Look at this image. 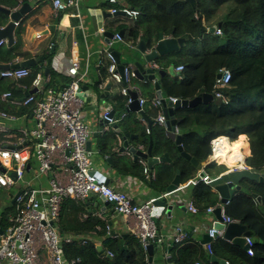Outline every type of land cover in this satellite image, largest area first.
Wrapping results in <instances>:
<instances>
[{"label": "crops", "instance_id": "1", "mask_svg": "<svg viewBox=\"0 0 264 264\" xmlns=\"http://www.w3.org/2000/svg\"><path fill=\"white\" fill-rule=\"evenodd\" d=\"M16 1V8L21 7L23 3H28L30 8L25 15L26 17L28 16L26 19L25 31L20 34V36L16 35V30L13 34L14 43L12 46H17L15 51L18 52V55L7 64L12 65L24 60L25 58L20 56L21 53H26L29 57L45 56V58H50L49 65L45 66V61H42V66L38 63L35 66L40 69V73L38 74L42 77L44 89H52L58 92L72 80V77L67 74L66 70L72 60H77L79 62L77 77L81 78L80 88L84 100L82 115L84 123L91 131L89 138L91 143L89 155L92 159L94 170L103 174L108 179V185L113 187L116 191L127 194L133 203L139 204L151 199L165 198L163 197L165 193H168L166 197L169 196L173 198V219L168 221L164 211L157 217L156 225L158 234L164 237V243L158 246L155 245L156 249L153 250L152 255H149L146 248H143L146 253V260H148L147 264H175L172 261V254L185 244L194 245L199 248L200 254L198 258L201 259L204 264H219L211 260L213 248L211 253H209L205 246L207 242L202 243L203 236L207 234L210 228H213L212 224L216 221V217L213 212H208L207 209L199 205L195 195L198 181L195 184L191 182L197 180V175L201 170H204L209 178L214 179L222 175L228 167L234 165L239 166L243 158H245L246 163V159L250 156V149H248V154L242 153L241 150L247 148V145L243 142L244 140L242 141L239 136L233 140L231 145L230 139L233 138L222 136L225 138L222 140L223 147L228 149V157L226 160L219 159L217 155L218 162H214L211 156L208 155L203 161H198L196 159L199 164L198 166H194L190 161L185 159L190 162L192 166L196 167L195 175L180 181L179 186L182 185L183 188L177 189L174 192H168L167 187L172 182L178 169L174 170V174L171 178L165 175L164 178L158 179V174L171 165L175 166V162H178L177 156L179 155L181 157V155L178 149L171 155L165 149L160 150L156 147L158 142L155 140V137L160 138V135L155 136L156 133L159 134L157 126L164 132L163 134L171 140L168 136V132L171 131V124L170 120H167L168 127L165 129L156 123L157 116L160 112H163V106L161 102L160 106L154 107L150 102L154 98H159L154 89L153 82L147 83L145 86H140L137 80L134 78L132 79L131 87L135 89L133 92H136L137 97L145 99L146 102L140 106L143 114H140L138 111H127V106L130 102L127 101L126 97L120 94V84L112 82L107 71L109 54L107 49L109 47H113L117 51L120 50V47H122L121 49L133 51L134 58L132 60H123L121 56V62H129L131 64L134 60H138L140 55L150 51L151 48H148L146 42L140 38V33L134 41L131 39L132 29L137 24L140 16L135 20L123 15L113 16L110 14L109 11L112 7L118 9L131 7L125 0H116V4L111 3L109 0H81V7L77 13L79 15H76V10L74 8H69L64 11H55L52 3L53 0ZM1 6L10 8L9 5L5 4ZM97 11H99V13H97ZM217 18L218 17H214L205 22L210 26L209 29L213 26L212 23L217 21ZM120 32L122 33L121 40H117L115 34ZM214 32H216V30ZM108 34H112V36L109 37ZM2 40L4 42L0 46L1 48L8 49L12 47L8 46L5 39ZM140 44L145 47L143 52L139 51ZM51 47L52 51H50ZM142 63L144 67H148L145 61H142ZM151 64L154 66L158 65L154 61H152ZM168 67L169 65L165 64V66H159L158 69L165 71L167 76H172L167 72ZM31 68L32 67L29 69L31 70ZM175 74L178 75L177 72H175ZM157 77L161 84V77ZM25 79H27V77L15 81L5 79L9 83H14L16 87L20 89V95H18L15 100H13L12 97L10 99L0 98V103H5L9 107L18 106L6 101H22L26 92L32 91L31 94L35 93L32 82L28 88H26L25 84L21 83V81ZM108 83H111V87L109 90H106V85ZM160 88L163 97L169 100V97H166L163 93L162 84ZM151 92H153L152 98L149 97V95L151 96ZM44 95L38 94L37 98H43ZM101 95L103 96L102 98ZM110 110L118 115L121 111L125 112L123 123L120 124L124 133L135 135L133 138L130 136L128 138L131 145L146 152L151 142V157H161L167 154L170 162H157L153 165L152 169H150L145 159L139 158L134 160L126 151L119 152L122 145L121 135L117 134L109 125H107V127L104 124L100 126V122L103 121L104 112ZM0 123H3V125L5 124L9 128L10 133H14L18 136L22 129H31L35 125L32 113L29 117L27 115L20 117L16 116V120L14 121ZM146 127H151V132H147ZM174 127H177L176 121ZM95 133L96 136H93ZM151 133H153L154 139ZM175 134L181 135L183 140V135L179 131ZM245 138L248 137L245 135ZM13 139L16 140V138ZM171 141L174 146H176L175 142L173 140ZM221 150L222 149H220V151ZM176 153L178 155H176ZM244 154L246 156H243ZM234 155L237 157L230 158ZM30 163L33 166L35 164L32 160ZM178 163L177 165L179 167L181 164L180 162ZM145 167L149 171V177H146L143 171ZM241 172L242 171L229 173L228 179H232L237 183V177ZM26 177L30 179V173H27ZM33 183L35 186L42 185L46 187L48 184V177L45 178L40 176L35 178ZM206 184L211 185L212 192L218 198V202L215 205H209L208 207H213L214 209L216 207H221L222 209L224 205L220 204L219 195L214 191V184L212 182ZM9 194L10 193H7L8 196ZM9 199L10 203L11 197H9ZM96 202L97 199L94 196L85 201L66 199L63 202L58 226L62 236H70L80 240L86 239L89 243H93L97 251L102 254L99 256V258H101L103 254L107 253L106 245L110 241L125 239L131 235L128 234L122 218L114 211L112 206L106 205L104 210L96 208V211H94V204ZM9 203L6 207L10 205ZM103 205L102 203L99 206L103 207ZM189 205H193L198 211H191ZM91 224H94L93 228L88 227L91 226ZM177 227L182 229L185 238L178 243H174L172 238L177 236ZM221 240L225 239H223L222 236L218 237L213 241L212 245L219 244ZM215 257L218 260L221 259L218 256Z\"/></svg>", "mask_w": 264, "mask_h": 264}, {"label": "trees", "instance_id": "2", "mask_svg": "<svg viewBox=\"0 0 264 264\" xmlns=\"http://www.w3.org/2000/svg\"><path fill=\"white\" fill-rule=\"evenodd\" d=\"M125 1L132 8L140 10V19L131 32L132 41L139 33L148 48L154 45L160 33L164 37L184 39L182 47L177 51L156 60L158 66H183L178 75L161 76L164 95L176 99H193L199 93L206 92L213 96L208 103L174 110V119L183 135V149L198 161H203L210 155V141L213 138L226 136L233 138L230 139L233 141L241 137V134L248 137L250 156L246 164L252 171L240 173L236 181L240 189L223 208L225 215L238 219L246 231L250 232L253 254L248 255L241 247L225 240L213 244L212 248L213 255L229 264H264V0H194L193 4L188 0ZM4 4L14 8L17 1L0 0V5ZM226 4H232L230 10L212 23L217 25L220 22L217 28H220L221 34L209 32L210 26L205 22L216 17L219 8ZM5 18L0 12V22ZM23 32L24 27L16 29L17 36ZM16 48L0 47V62H11L18 55ZM20 56L30 58L26 53ZM220 69L230 72V81L226 86L217 88L214 84ZM31 70L27 79L21 81L26 88L40 73L36 66ZM7 91L11 92L13 100L20 95V89L14 83L0 77V94ZM218 91L221 92L219 96L216 95ZM152 96L153 92L149 97ZM0 110L18 117H29L33 105L9 107L0 103ZM157 131L159 134L155 136L160 135V138L155 137L158 142L156 147L174 154L176 146L158 126ZM243 140L246 141L245 138ZM177 157L181 165L178 167V162H175V166L165 168L158 174V179L165 175L171 178L175 169L180 171L181 180L195 175L196 167L179 155ZM195 195L204 209L218 202L211 185L204 181L197 182ZM257 197H260V201ZM6 208L0 215L2 228V216ZM93 225L88 227L93 228ZM106 250L112 253V257L105 253L99 258L102 254L89 241L81 243L80 240H72L63 243L65 259H79L72 264L148 263L145 250L131 236L110 241ZM199 254L198 247L185 244L172 254V261L175 264H193L199 259Z\"/></svg>", "mask_w": 264, "mask_h": 264}, {"label": "built area", "instance_id": "3", "mask_svg": "<svg viewBox=\"0 0 264 264\" xmlns=\"http://www.w3.org/2000/svg\"><path fill=\"white\" fill-rule=\"evenodd\" d=\"M116 4V0H109ZM55 11H64L69 8L76 10V15L81 7V0H53ZM110 14L123 13L128 18L138 19L140 10L132 7L118 9L112 7ZM216 33L221 34L220 28H216ZM117 40L121 36L115 34ZM0 40V46L3 44ZM79 62L72 60L67 67V74L72 80L60 91L52 89L45 90L42 85V77L37 74L32 81L35 93L27 95L22 101H6L11 104L28 106L33 105L32 115L35 125L31 129H22L19 136L10 133L9 128L4 124L0 126V188L15 187L11 192L14 198L13 212L9 215L6 228H0V264H72L79 259L68 261L64 257L63 243L75 239L70 236H62L59 231V218L62 211L63 202L66 199L85 201L92 196L103 197L107 202L112 203L114 211L122 218L129 235L134 237L142 246L150 243L162 245L164 237L158 234L156 222L152 215L153 201L151 199L144 203H133L130 197L116 191L108 184L99 181L93 168V162L87 150L86 144L90 138L91 131L83 121L82 108L84 100L82 98L80 80L77 77ZM183 70L182 65L175 67V72ZM112 82L120 84V94L126 97L128 102H132L130 92L134 91L131 81L134 76L129 67H124L121 74L117 69L115 59L108 54V66ZM31 73L29 68L19 67L15 69L0 70V76L5 79L19 80L28 77ZM219 76L215 79L214 86L224 87L230 81V72L226 69L219 70ZM220 91L216 95H220ZM44 95L38 99L37 95ZM11 92H4L1 99H10ZM138 98V97H137ZM172 104L176 98L170 97ZM146 102L143 98H138V103L142 106ZM154 107L161 105L160 98L151 101ZM173 109L174 106L172 105ZM109 111L103 114L106 127L110 123L120 122L124 114L118 119L108 116ZM16 116L0 110V122L14 121ZM156 123L163 128L168 127L167 119L163 112L157 116ZM149 132V127H146ZM179 130L174 127V132ZM13 138H16L14 140ZM222 136H217L210 141V156L214 162H218L217 154L223 148ZM35 162L34 166L30 163ZM29 164V169L26 165ZM232 171H249L245 158L241 164L228 167ZM146 177L149 171L143 169ZM30 173V179L26 175ZM231 172L225 171L222 175ZM14 175V176H13ZM218 176L217 178L221 177ZM43 176L48 177L46 187L42 185L33 186V180ZM208 176L201 180L206 183L216 180ZM179 186L177 189H181ZM18 193V194H17ZM165 193L163 197H166ZM189 209L197 212L193 205ZM213 207H208L207 211L212 212ZM221 217L225 224L238 223V219H233L221 209ZM177 236L173 237L174 243L180 242L185 236L180 227L176 228ZM210 241L205 244L209 253L212 251V243L223 232L215 228H210L207 232ZM85 243L87 240H80ZM246 253L253 254V240L251 237L245 238ZM112 256L111 252H107ZM193 264H204L201 259H197Z\"/></svg>", "mask_w": 264, "mask_h": 264}, {"label": "water", "instance_id": "4", "mask_svg": "<svg viewBox=\"0 0 264 264\" xmlns=\"http://www.w3.org/2000/svg\"><path fill=\"white\" fill-rule=\"evenodd\" d=\"M192 4L194 3V0H188ZM6 8L0 5V12L3 13L6 18L4 21L0 22V40L5 39L8 43V46H12L14 43V37L13 34L15 30L18 27H24V31L26 29V17L27 10H29L30 5L28 3H23V5L19 8ZM99 13V11H97ZM113 16L116 15H123V13L118 12L116 14H112ZM124 16V15H123ZM217 26H220V23L218 25H213L208 31L211 33H215ZM120 36L122 33H118ZM109 37L112 36V34H108ZM184 43L183 38H173V37H164L161 33L158 35L157 41L154 43V45L151 47L150 51L147 53H144L139 56L138 60H134L133 63L129 62H121V53L117 50H115L113 47H109L107 49V52L115 59V62L117 64V69L122 74L124 67H130L132 69V72L134 74L133 78L137 80L140 83V86H145L147 83L153 82L154 89L156 90L157 96L161 99L162 106H163V114L167 120H170L171 124V131L168 132V136L171 140H173L177 146V149L181 155L182 158L190 161L192 165L198 166V161L192 157L189 153H187L182 146V137L179 134H175L174 132V126H175V120L173 118V112L175 109L181 108V107H195L199 105L200 103H208L210 100L213 99V96L206 92L199 93L196 97L193 99H176V101L172 104L171 100H166L163 95L160 88V82L157 76H163L165 74V71L158 69L159 66H154L152 61L156 62V60L163 56L167 55L169 53H172L174 51H177L180 47H182ZM145 50L144 45L139 46V51L143 52ZM52 51V47L50 49ZM42 61H45V66L49 65L50 58H45V56H37V57H30L28 59H24L22 61H19L15 64H7V63H0V70L5 69H15L19 67H25L30 68L35 66L37 63L41 66L43 63ZM142 61H145L146 64H148V67H144V64ZM157 64V63H156ZM167 72L175 76L174 72V66L170 65L167 68ZM219 74L217 75V77ZM132 78V79H133ZM111 87V83H108L106 85V90H109ZM32 91H29L28 93H25V97L28 94H31ZM130 96L132 98V102H130L127 106V111H138L140 114H143L142 109L138 103V98L136 95V92L131 91ZM24 97V98H25ZM103 96L101 95V98ZM23 98V99H24ZM174 106L172 109L171 106ZM122 114H125L124 111H121L118 114H115L113 111H109L108 116L109 117H115V119H118ZM106 123V120H103L100 122V126H103V124ZM121 122H113L110 123L109 126L114 129V131L117 134L121 135L122 139V145L119 149V152H127L130 154L134 160H137L139 158H143L146 160L147 166L152 169L153 165L157 162H170L169 157L167 154L162 155L161 157H151V142L149 144L148 149L146 152H143L139 150L137 147L131 145L128 141L129 136L135 137V135H129L127 133H124L122 131ZM0 125H3V123H0ZM93 136H96V133L93 134ZM137 137V136H136ZM87 150H90L91 143L90 140L87 141L86 144ZM29 164L26 165V169H29ZM96 175L99 178V181L108 184V179L101 173L95 171ZM14 176V175H13ZM197 180H201L202 178L207 176V173L204 170L199 171L197 175ZM229 175H224L222 177L217 178L216 180H212L211 182L214 184V191L219 195L220 198V204H227L230 202L232 197L236 194L237 191L240 189V185L238 183H235L232 179H228ZM211 179V178H210ZM262 180V178H261ZM180 172L179 170L176 171V175L174 176L172 182L167 187L168 192H174L177 190V188L180 185ZM18 194V193H17ZM9 197H11V194H9ZM165 197V198H157L153 201V208H152V215L154 216V221L157 222V217L161 215V213L164 211L165 216L168 221H171L173 219L172 217V211L174 208L173 204V198L171 197ZM97 202L94 204L96 211V208L105 209L106 205L112 206L111 202H107L103 197H96ZM257 200L260 201V197H257ZM14 203V198H11L10 204ZM104 204L103 207L99 206L101 204ZM213 214L216 217V221L213 222L212 227L220 230L223 232L222 237L223 239L231 242L233 245H236L238 247H241L242 249L246 250L247 246L245 244V238L250 237V232L246 231V227L242 224L238 223H228L225 224L221 217V207H216L213 211ZM2 233V229L0 228V234ZM210 238L208 234H205L202 238V243L208 242ZM154 243H150L146 246V250L149 255H152L153 250H155ZM211 260H214L215 262H218L219 264H229L226 260L220 259L218 260L215 256H211Z\"/></svg>", "mask_w": 264, "mask_h": 264}, {"label": "rangeland", "instance_id": "5", "mask_svg": "<svg viewBox=\"0 0 264 264\" xmlns=\"http://www.w3.org/2000/svg\"><path fill=\"white\" fill-rule=\"evenodd\" d=\"M232 7V4H226L224 6H222L221 8H219L218 12H217V16L218 17L217 19H220L221 17H223V15L228 12L230 10V8ZM216 33V32H215ZM217 34V33H216ZM219 35V34H218ZM122 47H120V53H121V56H122V59H129V60H132L134 58V52L129 50V49H121ZM183 52V50H182ZM173 55H171L172 57ZM174 58V57H173ZM243 138H245V135L242 134L240 139L243 141ZM246 141H243L246 145H247V148H244L242 149V153H245V154H248L249 151L248 149H250L249 145H248V138H245ZM233 142V141H231ZM243 155V156H246V155ZM237 156H231L230 158H236ZM221 162V161H220ZM226 163V162H225ZM247 165V164H246ZM248 166V165H247ZM228 167V166H227ZM233 168H231L230 170H227L228 172H237V171H242V170H235V171H232ZM249 171H252L251 168ZM225 172V171H224ZM225 175H228V174H225ZM224 176V175H222ZM221 176V177H222ZM35 186V185H32V187ZM16 190L15 187H10V188H0V215L2 214V211L4 210V208L7 206V204L9 203V196L7 195V193H11V192H14ZM13 212V205H8V207L5 209V215L3 214L2 216V220H3V227L6 228V225L8 224V219H9V215ZM5 218V219H4Z\"/></svg>", "mask_w": 264, "mask_h": 264}, {"label": "bare ground", "instance_id": "6", "mask_svg": "<svg viewBox=\"0 0 264 264\" xmlns=\"http://www.w3.org/2000/svg\"><path fill=\"white\" fill-rule=\"evenodd\" d=\"M224 146V145H223ZM227 151H228V149L226 148V147H223L222 148V150L220 151V153L219 154H217L218 155V158L219 159H222V160H226L227 159Z\"/></svg>", "mask_w": 264, "mask_h": 264}]
</instances>
